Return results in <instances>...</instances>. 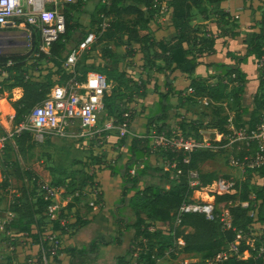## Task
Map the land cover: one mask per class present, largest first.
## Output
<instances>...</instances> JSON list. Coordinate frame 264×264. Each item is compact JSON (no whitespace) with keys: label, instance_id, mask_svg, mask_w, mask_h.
<instances>
[{"label":"trees","instance_id":"16d2710c","mask_svg":"<svg viewBox=\"0 0 264 264\" xmlns=\"http://www.w3.org/2000/svg\"><path fill=\"white\" fill-rule=\"evenodd\" d=\"M80 1L78 0L72 6L77 7ZM104 1L98 6L96 17L92 20V23L97 24L96 33L101 32L97 38L98 42L107 41L112 42L116 47L124 46L125 55L128 57H132L136 51L132 47V43L138 44L139 51L143 52V66L146 69L160 71L164 76L162 84L154 82L152 87L158 95L160 110L148 118L143 135H130V140L127 143V161L120 164L113 163L110 166L111 173L119 175L121 178V195L116 203L117 208H121V215L116 213L118 232L121 229L134 230L128 248L123 255L119 256L116 264L126 263V257L132 253H137V261H143L145 264H155L156 259L162 257L166 252L172 257H176L178 253H195L200 254L202 259H213L225 246L233 243L236 239L239 241L237 252L232 257L216 264H264V246L261 245L256 228L253 227L256 222L264 224V190L261 188L253 194L249 180L240 182L236 193L214 195L216 208L214 219L206 218L203 213L187 212L180 215L179 222L172 228L164 230L156 226L157 222L172 221L180 206L188 200L195 189L210 185L219 177L229 178V176L221 175L215 171H203L201 168L206 161L215 159L219 150H195L188 155V161L183 162L182 152L173 153L161 148L167 158L175 157L177 167L182 170V174L176 181L168 180V188L165 185L148 184L143 186V183L141 184L142 179L151 168L149 157L152 150L148 135L152 130H156L158 133L164 131L170 96L179 95L183 91L174 83L178 77H189L187 86L189 92L185 97L193 99L204 97L208 100L207 104L211 106L209 126L222 133L227 131L225 124L229 116L224 112L222 105L227 98H231L236 103L233 117L235 127H241L243 124L253 126L264 118V68L260 70L257 78L258 86L253 95L250 109L242 105L241 97L247 82V74L242 70L241 65L250 57L256 60L264 58V14L258 21V31H254L249 38L243 39L244 52L227 51L226 57L230 60L214 64L206 63L205 58L216 53L214 46L219 37L234 38L239 35L238 31H233L226 26L228 18L235 21L237 18L231 17L224 10L216 11L215 21L219 30V34L216 36L210 29H201L200 26L191 23L192 10L197 9L200 15L207 19L205 3L214 4L223 0ZM161 2H166L170 10L169 25L174 29V33L168 38L156 39L150 32V23L158 13ZM64 16L65 33L50 44L48 53L40 50L39 29L35 27L31 33L30 50L27 53L0 56V87L22 89V95L13 102L16 125L23 120L34 105L45 97L54 84L66 81L71 76L70 73L64 71L63 60L67 54L65 53V41L75 27L71 21H75L76 17L67 11ZM102 52L104 56H115V52L109 47L103 48ZM42 60L47 62V66H43ZM213 64L216 69L220 70L212 76L216 80L214 84L197 76L191 77L200 65L210 67ZM13 72L16 73L11 79L14 83H6L7 79L4 74L9 75ZM87 72L88 70H85L79 79H82ZM106 73V79L115 80L119 89L125 85L129 87L131 90L128 94L129 100L133 99L135 93L141 97L146 95L147 82L141 78L136 80L127 78L126 72L117 68H110ZM54 76L58 77L56 82L52 80ZM141 88L144 89V92L140 93ZM109 100L110 95H107L106 92L103 102L108 116H113L121 122L122 114L128 111L130 112L129 121H132L133 106L128 105L119 109L114 102ZM245 116H247V120H244ZM198 128L199 126H196L195 130L191 128L189 132L193 130L197 133ZM12 139L15 144V155L19 158L14 160V175L19 178L28 177L29 180L43 184L37 174L33 173L30 168L22 166V162L28 163L36 156L37 142L34 140L33 133L26 130L20 133L14 132ZM7 148L12 149L9 146H6ZM86 164L83 162L81 168L71 171L66 178L55 181L53 185L58 188L61 196L74 194L77 190L81 191L84 187H92L96 184L93 175L84 170ZM132 169L134 170L133 174L130 172ZM189 170L198 171L200 184L196 188H190L187 183L186 176ZM247 170L249 173H257L264 179V164ZM169 175V172L164 171V180L170 178ZM8 186V179L3 176L0 189H7ZM34 188L30 190L27 186H23L20 195L9 204L8 207L16 214V217L6 224L5 229H15L18 233L29 236L32 242L37 245L39 232L44 229L46 223L42 220L43 212L52 199L38 197L34 200ZM100 198L101 192L97 195V199ZM71 200L72 202L66 207H71L75 201L79 200V196L73 195ZM254 200L259 201L256 218L250 213ZM242 202H247V206H242ZM221 203L225 204L229 217L228 224L221 220L222 211L216 207ZM127 208L135 212V218L131 223H129L130 218L122 214ZM64 209L65 207L59 210L58 219L55 221V227L62 233H65L66 230L59 225V220L65 217ZM141 213L145 217H142ZM73 225L75 223L66 224V226ZM237 234H240L239 238H237ZM111 243H120L119 234L111 240ZM62 251L60 249L59 253ZM75 251L82 253L81 250ZM55 260L58 261L57 258Z\"/></svg>","mask_w":264,"mask_h":264},{"label":"rangeland","instance_id":"374dc122","mask_svg":"<svg viewBox=\"0 0 264 264\" xmlns=\"http://www.w3.org/2000/svg\"><path fill=\"white\" fill-rule=\"evenodd\" d=\"M78 0L66 1V0H48L47 5L49 7H54L58 12L65 13L66 11L70 14H74L76 17L75 21H71L75 24L69 37L65 41V53L69 51L80 39L84 38L89 32H94L96 34L97 24L92 23L93 18L96 17V11L100 4L105 2L104 0H81L77 7H73L72 4L76 3ZM108 2V0H106ZM241 1H230V9L233 11H239L238 17L231 15L233 18H228L227 27L231 28L233 31H238L239 35L237 37L231 38L228 36H222L217 39L216 43H220V39L227 37L228 39H236L237 41L247 39L251 36L254 31H258L261 16L264 14V0H243L244 7L240 4ZM160 9L158 13L154 16L152 22L150 23V32L154 38H168L174 33V29L169 25L170 23V10L166 2H161L159 4ZM205 9L207 12V19H204L197 9L192 10L191 23L200 26L201 29H210L214 35L219 34V30L216 26V11L220 10L215 4L205 3ZM222 10V9H221ZM228 13V12H227ZM230 14V13H229ZM35 26L20 25L11 28H0V56H8L11 54H25L30 50L31 44V33L34 31ZM97 35V34H96ZM98 38V37H97ZM125 40V37H123ZM239 43V42H238ZM109 47L115 52V56H104L102 49ZM132 47L135 48V54L132 57L125 55V47H116L112 42L101 41L96 42L92 45L91 49L83 53L76 65L77 70L82 74L85 70L96 71L104 74L107 77V71L110 68H117L126 72V77L132 78L134 80L141 78L147 82V88H145V93H150L146 101L144 97L139 96L137 93L134 94L132 100H129L128 94L131 91L127 85L121 86L120 89L117 87L115 80H108L109 83L107 95H110V102L119 108L123 109L128 105L133 106V117L132 121H129L128 130L133 134L137 135L145 133V124L148 118L154 116L160 110V104L158 102V95L153 91L152 87L154 82L157 84H162L164 76L162 72L153 71L146 69L143 60V52L139 51V45L132 43ZM238 52V51H237ZM43 66H47V62L42 60ZM247 66L241 65V68L245 70L247 75H257L259 76L260 70L264 68V58L256 60L253 57L246 61ZM214 73H207L205 76L197 77L206 80L210 84L216 82L212 78ZM216 74V73H215ZM16 75V73H10L9 75L4 74L7 79L6 83H14L11 79ZM194 76H196L194 74ZM252 79L250 82L245 83L247 91L253 85L252 82L258 79ZM58 77H53L52 80L56 82ZM177 81L175 80L174 83ZM164 89V87H161ZM5 88L0 87V98H7L10 104L5 103L4 108L0 111V136H7V134H12L16 126L14 121V104L13 99L17 96V91L13 90L11 93L5 91ZM21 89V88H20ZM144 92V89L140 90ZM10 94V95H9ZM156 94V95H155ZM187 94V93H185ZM184 93L174 94L170 96V102L168 110L166 112V122L164 132L167 134H173L178 130L182 133H186L189 129L193 128L195 130L196 126L205 130L209 129L210 118H211V106L206 104V98L193 99L185 97ZM177 97H176V96ZM242 105L247 108L252 107V97L251 94L246 90L242 94ZM11 98V99H10ZM224 112L228 115L234 117V112L236 110V103L232 101L231 98L222 104ZM105 120V114H103L102 121ZM247 120V116L244 117ZM199 122V123H198ZM192 130V131H193ZM209 131L205 132L206 136L213 137V134ZM130 135L127 134L124 137H118V134L114 131H105L101 134V138L91 139V140H78L74 137H60V136H48L43 142L37 143L35 148L36 156L28 163H23V167L30 168L33 173L37 174L41 182L38 184L36 181L29 180L28 177L19 178L14 175V160L18 158L15 155V144L13 142L12 136H9L4 147L0 150V183L3 176L8 179L9 186L7 189H0V218L6 219L10 217L8 211L11 210L8 206L14 201V198L20 195L21 188L27 186L30 190L34 188L33 199L42 197L46 199L44 187L54 186L53 184L57 179L66 178L70 175L71 171L77 170L82 167V163L86 162L84 170L88 174L93 176L105 175V173H111L110 166L113 163L120 164L127 161V143L130 140ZM151 150L152 153L149 157V163L151 168L148 170V174L142 179L141 184H158L165 185L168 180L176 181L177 179L168 178L164 180L163 176V165L168 159L165 152L152 142ZM6 146L12 147V149H6ZM233 151V150H232ZM232 151L221 150L215 159L206 161L202 164L201 168L203 171H215L221 175L233 177L240 182L249 180V186L253 194L259 190H264V179L260 177L257 173H249L248 170L242 171L239 168L233 167L229 160ZM236 154V151H234ZM19 159V158H18ZM118 179L111 181L110 189L107 192V202L109 203L111 197L115 192L120 189L117 187ZM51 184V185H50ZM98 184V183H97ZM96 184V185H97ZM98 186V185H97ZM208 188L197 193L196 196L206 201L212 200V191L206 194ZM101 189H99L100 191ZM132 194V193H130ZM72 195V194H67ZM66 196V195H65ZM86 195L84 194L83 197ZM62 197V196H61ZM79 196L77 203L80 207L83 206L85 209H90L92 206L89 201H86ZM72 198V197H71ZM63 199V198H61ZM64 201L62 200L61 206H63ZM99 204V203H98ZM253 209L250 211L251 215L256 218L257 207L259 205L258 200H254L251 204ZM97 206V203H96ZM110 207V208H109ZM222 212H226V207L224 203L218 204L216 206ZM64 208V206L62 207ZM109 208V209H107ZM82 209V208H81ZM106 213V218L116 217L114 222L117 221L116 213L121 215V208H117L114 205H107L104 209ZM249 213V215H250ZM65 214V213H64ZM73 213H66L64 218L69 220L68 216H74ZM127 216H132V221L134 220L135 212L127 208L122 213ZM78 220H82L78 216ZM45 221V227L48 230H56L55 221L50 220L49 217H43ZM84 221V220H82ZM170 223V222H169ZM157 227H161L164 230L172 228L171 224L162 227L159 222L156 223ZM44 227V228H45ZM256 228V233L260 238L261 245L264 246V224L256 222L253 224ZM111 226L108 227L106 233L103 232V237L99 238L94 232V235L90 237L91 242H87L85 248H82V253L75 252L72 250V256H76L74 264H98L97 260L94 259V251H96L95 244L99 239L107 238L109 241L116 236L117 232H112L110 230ZM44 230V229H43ZM36 231V229H35ZM90 231H83L82 237L85 238L89 235ZM107 236V237H106ZM39 241V237L37 239ZM61 241V238H60ZM29 241H25L22 236L16 232V230L7 231L5 228L0 227V264H43V256L38 247L33 248L31 244H27ZM16 246H21V250L17 252ZM83 246V245H82ZM29 247V248H28ZM225 246L223 249H226ZM39 249V250H38ZM98 251V250H97ZM125 252V250H124ZM123 252V254H124ZM119 256H115L109 259L110 261L103 260L99 264H116ZM130 256V255H129ZM129 256L126 258L128 259ZM126 259V260H127ZM50 261V260H49ZM55 262H57L55 260ZM48 264H53L48 262ZM158 264H208L206 259H202L200 254H184L178 253L176 257H172L168 252H166L162 257L159 258Z\"/></svg>","mask_w":264,"mask_h":264},{"label":"built area","instance_id":"2783aa9c","mask_svg":"<svg viewBox=\"0 0 264 264\" xmlns=\"http://www.w3.org/2000/svg\"><path fill=\"white\" fill-rule=\"evenodd\" d=\"M47 1L0 0V28L20 25L37 27L40 36L39 48L41 51L48 53L47 50L50 44L65 33L66 22L64 14L58 12L54 7H49ZM96 34L89 32L69 49L63 60V69L71 74L70 78L54 84L45 97L34 105L23 120L15 126L12 134L24 130L30 131L37 143L43 142L48 136L74 137L83 141L93 138L100 139L101 134L105 131H114L118 134V137L132 134L128 130L130 112L126 111L122 114L123 119L121 122L115 117L107 115L103 102V96L109 87L106 76L100 72L88 71L82 79H79L83 74L77 70L76 65L81 55L91 49L101 32ZM205 102L207 104L208 100ZM103 114H105L104 121H102ZM228 116L225 124L227 131L225 133L210 127L205 130L198 128L197 133L187 131L185 134L181 130L173 134H166L164 131L158 133L156 130H152L148 136L150 142L164 150L173 153L182 152L183 162H187L188 155L195 150L221 151L228 149L229 151L233 150L229 155V162L235 168L245 171L263 165L264 118L253 126L243 124L241 127H235L233 116ZM207 131L212 133L213 137L206 136L204 133ZM12 134L0 136V150L4 147L6 139ZM234 151H236V154ZM163 170L170 173L169 177L171 179H178L182 174V170L177 167L175 157L168 158L164 162ZM130 172L133 174L134 170L132 169ZM186 177L190 188H196L200 184L197 170H189ZM239 183L240 181L233 177H219L210 185L195 189L193 194L208 188L206 194L212 191V200L206 201L192 194L180 206L174 218L176 224L180 220V215L187 212L203 213L206 218L214 219L216 217L214 195L236 193ZM44 192L46 198L52 200L46 206L43 216H48L50 220H57L58 212L63 207L61 206L62 200L68 195L62 196L64 198L61 199L58 188L48 185L44 187ZM99 193L97 186H87L81 191H75L69 197H73V195L80 196V194L91 196L92 199L89 200V204L95 206ZM241 205L247 206V202H242ZM8 215L10 217L6 219L0 218L1 228H5L6 224L16 217L12 210L8 211ZM221 220L228 224L227 211L221 213ZM66 224L65 218L59 220V225L65 229ZM38 237L39 241L37 243L43 256V264L52 263L60 255V235L56 230L51 231L45 227L44 230L39 232ZM239 237L240 234H237V238ZM180 242L182 241L180 240ZM238 243L239 241L236 239L226 249H222L213 259H206V261L208 264H216L232 257L237 252ZM137 259V253H132L131 259L124 264H145L143 261L138 262ZM158 261L159 259H156L155 264H158Z\"/></svg>","mask_w":264,"mask_h":264},{"label":"crops","instance_id":"0c3cea01","mask_svg":"<svg viewBox=\"0 0 264 264\" xmlns=\"http://www.w3.org/2000/svg\"><path fill=\"white\" fill-rule=\"evenodd\" d=\"M230 1H241L240 4L242 5V7H244L243 0H223V1H220V2L214 3V4L216 5V7L218 6L219 9H222L225 12L230 13V15H235L238 17L237 14L239 11H233L232 9H230L231 8L229 5ZM247 2H249V0H247ZM8 28H11V27H8ZM156 39H158V38H156ZM214 48L216 50V53L213 55L207 56L205 58L206 63H214L215 64L217 62H228L230 59L228 57H226V52L227 51H232V52L238 51L240 53H243L245 50V44L243 43L242 40L237 41L236 39H228L227 37H224V38L220 39V43L215 44ZM250 58H248V61L250 60ZM214 64L210 67H207L206 65H200V67H198L196 73H194V74L196 76L198 75L200 77H203L207 73L220 72L219 69H216V66ZM242 65L247 66L248 64L243 63ZM243 71H245V70H243ZM194 74L191 77H194ZM256 77H257L256 74L255 75H250V74L247 75V82H250L252 79H256ZM176 81H177L176 83H178V84H176L177 87L183 89L182 93L185 94V93L189 92V90L187 88V86L189 84V77H187V76L178 77L176 79ZM252 83H253V85L250 87V89L247 91L248 87H245V90H246V94H247V92L250 93L251 97L253 99V95L255 94V92L257 90L258 82H257V80H255ZM13 90L17 91V96L15 99L12 100V102H14L16 99H18L22 95V89H20L19 87H15L12 89H4V92L7 91V92L11 93ZM149 94L150 93H147L144 96V101L147 100V98L149 97ZM177 96H178V94H177ZM5 103L10 104V101L7 100V98H0V111H2V109L4 108ZM137 135L141 136L143 134L138 133ZM93 179H94L96 184L98 183L97 184L98 186L96 184L93 186H97L99 189H101L100 190L101 198L99 200L98 199L96 200L97 206L95 205V206H92V208H90V209H85V208H83V206L80 207V204H78L77 201H75L71 207H66L67 204L72 202V200H71L72 198L69 197V195L66 196L65 198L62 197V198H64L63 199V201H64L63 206L65 207L64 213L65 214L67 212L68 213H73V212L75 213L74 216L73 215L68 216L69 220H66V222H67V224L75 223V225L66 226V229H65L66 232L65 233H62L61 230L58 228L56 229V231L58 232V234L60 235V238H61V248L60 249L63 251L58 256V258H57L58 261L57 262L53 261V264H74V261L76 260V256H72V250H74V251L75 250H81L82 251V248H85V246L87 245V242L88 241L91 242L90 237L94 235V232L97 233L96 235L99 236V238L100 237L102 238L103 232L106 233L109 226H111L110 230L112 232H115V231L117 232L116 236H118V234H119L120 243H111V241H109V239H107V238H104V240L99 239L95 243L97 245L95 246L96 251H94V255H93L94 259L97 260L98 264H99V261H100V263L103 260L110 261L109 259L111 258V260H112V257L114 258L115 256L123 255L124 250H126L130 244L131 238L134 235V230L133 229H128V230L121 229V231L118 232L119 227L117 225V221L114 222V219H116V217H112V218L108 219V218H106V215H105L106 213L104 212V209L107 207V205H109V204H111V205L115 204L116 205L118 199L120 198V195H121V178H120V176L114 175L112 173L109 174L107 172V173H105V175L93 176ZM114 179H118L116 185L120 189H118L115 192V194L111 197L110 202L108 203L106 194L110 189L111 181ZM165 186H166V188H168L169 183H165ZM198 193H200V192H198ZM196 194L197 193H194L193 195L196 196ZM83 198L86 201H89L92 199L91 196H85ZM109 208H107V209H109ZM78 216L81 217L82 220H84V221L78 220L77 219ZM141 216L145 217V215L142 213H141ZM128 217L130 218L129 223L133 222L132 216H128ZM134 217H135V215H134ZM159 224L163 225L162 227H165L169 224H171V226L174 227L176 225V222L173 219L172 221H170V223L165 222V223H159ZM12 230H15V229H12ZM85 230L90 231V233L87 237L83 238L82 232ZM19 234L22 236L23 239H25V241H29V242H27L28 245L31 244V246H33L34 249H35V247H37L36 243H33L32 239L29 236L24 235L22 233H19ZM16 249H17V252H19L22 248H21V246H16ZM184 254H186V253H184ZM187 254H195V253H187ZM131 257H132V254L129 256L128 259L126 258L127 261L130 260Z\"/></svg>","mask_w":264,"mask_h":264}]
</instances>
